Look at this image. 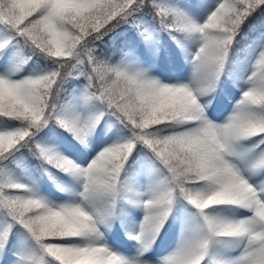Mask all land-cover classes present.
Listing matches in <instances>:
<instances>
[{"label": "snow or ice", "instance_id": "snow-or-ice-1", "mask_svg": "<svg viewBox=\"0 0 264 264\" xmlns=\"http://www.w3.org/2000/svg\"><path fill=\"white\" fill-rule=\"evenodd\" d=\"M0 264H264V0H0Z\"/></svg>", "mask_w": 264, "mask_h": 264}, {"label": "rangeland", "instance_id": "rangeland-1", "mask_svg": "<svg viewBox=\"0 0 264 264\" xmlns=\"http://www.w3.org/2000/svg\"><path fill=\"white\" fill-rule=\"evenodd\" d=\"M141 47V51L147 53V58L149 59V63L145 65L146 67H151L152 68V74L157 76L155 71L157 70L158 67H155L151 63V56L149 55L147 48L144 46V44ZM171 49V47H170ZM179 50L177 48L171 50L170 52H167L170 54L171 59H169L168 56H165L164 62H160V68L165 74L169 75L175 72L176 77H187L188 72H189V67L188 64L184 61L182 56H177L176 53ZM160 79V78H159ZM163 81V80H162ZM165 82V81H164ZM174 82L173 80H169L166 83H171ZM238 95V94H235ZM234 103V99H221L219 102V105L217 108L213 109V117H221L222 115L226 114L227 111L230 109L231 104ZM103 142V137L99 138L97 143L98 145L102 144ZM23 179V177H21ZM45 191L49 192L51 195L55 196L57 193L55 192L54 188H48L45 187ZM136 215H140V213L137 211ZM176 236H177V228L174 225H171L167 228V231L163 233L161 236L158 245L156 246V252L163 253L166 251L168 248L173 246L176 241ZM116 239V238H114ZM117 243L120 244L121 247L128 248L129 242H127L126 237H119L117 239Z\"/></svg>", "mask_w": 264, "mask_h": 264}, {"label": "trees", "instance_id": "trees-1", "mask_svg": "<svg viewBox=\"0 0 264 264\" xmlns=\"http://www.w3.org/2000/svg\"><path fill=\"white\" fill-rule=\"evenodd\" d=\"M133 31H134V32H135V34H136V31H137V30H133ZM163 36H166V37H168L166 33H163ZM166 42H167V41H166Z\"/></svg>", "mask_w": 264, "mask_h": 264}]
</instances>
